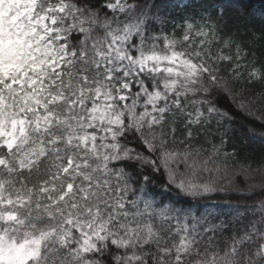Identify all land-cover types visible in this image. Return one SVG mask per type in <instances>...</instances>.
I'll return each instance as SVG.
<instances>
[{
    "label": "snow or ice",
    "instance_id": "obj_1",
    "mask_svg": "<svg viewBox=\"0 0 264 264\" xmlns=\"http://www.w3.org/2000/svg\"><path fill=\"white\" fill-rule=\"evenodd\" d=\"M168 7L0 0V264H264L251 169L240 195L258 206L230 205L239 227L193 211L233 184L215 97L264 83V64L243 62L224 11L166 31ZM157 180L184 199H157Z\"/></svg>",
    "mask_w": 264,
    "mask_h": 264
},
{
    "label": "trees",
    "instance_id": "obj_2",
    "mask_svg": "<svg viewBox=\"0 0 264 264\" xmlns=\"http://www.w3.org/2000/svg\"><path fill=\"white\" fill-rule=\"evenodd\" d=\"M166 3L169 5L167 13L170 22L158 25L159 27L171 31L172 21H179L182 16L224 11L226 30L240 44L243 62L257 66L264 64V0H166ZM215 102L231 117V122L226 124L228 136L225 137V146L216 159L221 167L227 166L233 184L229 186L226 181H221L220 186L226 191L204 203L193 201V211L199 214L207 208L213 213L209 221L216 225H225L227 235L233 226L239 227L230 205L239 204L248 208L258 206L257 197L244 198L240 195L246 191L244 181L247 179L240 173L251 169L248 183L254 180L259 185L264 181V139L258 134L264 132V127H261L264 124V83L244 85L241 82L234 86L232 94L217 95ZM241 103L245 107L242 108ZM252 133L257 135L250 138ZM220 135H223V129L219 133L213 129V134L207 135L206 140L205 134H201L196 146L204 150L205 155L210 154L212 145H219ZM163 183L161 180L156 181L155 190L161 194L157 199L166 198V202L184 199L174 188H165ZM251 214L248 213L249 216Z\"/></svg>",
    "mask_w": 264,
    "mask_h": 264
}]
</instances>
